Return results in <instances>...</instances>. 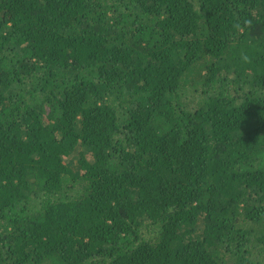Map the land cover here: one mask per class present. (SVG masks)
Listing matches in <instances>:
<instances>
[{
  "label": "trees",
  "instance_id": "obj_1",
  "mask_svg": "<svg viewBox=\"0 0 264 264\" xmlns=\"http://www.w3.org/2000/svg\"><path fill=\"white\" fill-rule=\"evenodd\" d=\"M0 264H264V0H0Z\"/></svg>",
  "mask_w": 264,
  "mask_h": 264
},
{
  "label": "clouds",
  "instance_id": "obj_2",
  "mask_svg": "<svg viewBox=\"0 0 264 264\" xmlns=\"http://www.w3.org/2000/svg\"><path fill=\"white\" fill-rule=\"evenodd\" d=\"M245 59H247V57H245Z\"/></svg>",
  "mask_w": 264,
  "mask_h": 264
}]
</instances>
